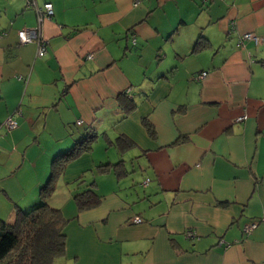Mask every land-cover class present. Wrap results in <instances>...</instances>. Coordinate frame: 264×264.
Wrapping results in <instances>:
<instances>
[{"label": "crops", "instance_id": "1", "mask_svg": "<svg viewBox=\"0 0 264 264\" xmlns=\"http://www.w3.org/2000/svg\"><path fill=\"white\" fill-rule=\"evenodd\" d=\"M134 1L35 0L38 56L17 36L34 8L0 0V220L39 203L56 158L55 264H264V0Z\"/></svg>", "mask_w": 264, "mask_h": 264}, {"label": "trees", "instance_id": "2", "mask_svg": "<svg viewBox=\"0 0 264 264\" xmlns=\"http://www.w3.org/2000/svg\"><path fill=\"white\" fill-rule=\"evenodd\" d=\"M131 42L135 43L134 34L131 35ZM94 138L93 134L88 135L66 155L75 156L81 150L88 149ZM130 144L131 141L123 136L116 140V145L121 149ZM54 162L59 166H53L48 179L40 186L39 203L28 211H18L13 223L0 220V264H55V258L64 253L65 234L61 215L59 209L47 201L54 191L56 177L61 168L56 158ZM119 163L117 161L114 166ZM107 165L103 163L98 167L105 169ZM100 199L101 196L92 187L74 194V200L80 209L94 206Z\"/></svg>", "mask_w": 264, "mask_h": 264}, {"label": "built area", "instance_id": "3", "mask_svg": "<svg viewBox=\"0 0 264 264\" xmlns=\"http://www.w3.org/2000/svg\"><path fill=\"white\" fill-rule=\"evenodd\" d=\"M138 0L134 1V4H136ZM25 5L26 6H31L34 8V11L36 13V18H37V26L34 27H25V28H20L17 30V36H18V41L19 43H28L30 41H35L37 45V55L41 56L45 53V39L43 38L41 34V27H40V22L45 16H49L52 13L51 5L49 2H44L42 7H38L35 3V0H25ZM234 24L233 21H231V26L230 28L233 29ZM1 34H3L1 32ZM0 34V35H1ZM244 39H253L254 42L259 41V37L255 35L252 32H243L241 35L238 36V39L236 41V45H241ZM87 58H91L92 54L89 53L86 55ZM206 72H201L200 74L197 75L196 78L200 79L205 76ZM246 118V115H240L236 118V120H243ZM3 125L10 129L13 128L17 125V120L15 119L14 115L9 114L3 121ZM140 217L135 216L133 217L134 222L140 221ZM257 225L256 221H251L243 225L242 230L245 233L250 232L253 228H255ZM187 236H193L192 231L188 230L186 232Z\"/></svg>", "mask_w": 264, "mask_h": 264}, {"label": "rangeland", "instance_id": "4", "mask_svg": "<svg viewBox=\"0 0 264 264\" xmlns=\"http://www.w3.org/2000/svg\"><path fill=\"white\" fill-rule=\"evenodd\" d=\"M21 1H23V0H21ZM24 2H25V0H24ZM95 144H96V143H95ZM105 154H107V153H105ZM123 157H124V156H123ZM125 158H126V161H129L127 156H125ZM103 159H106V160H107V157H104ZM115 160H116V159H115ZM129 165H130V163L127 164V166H129Z\"/></svg>", "mask_w": 264, "mask_h": 264}]
</instances>
